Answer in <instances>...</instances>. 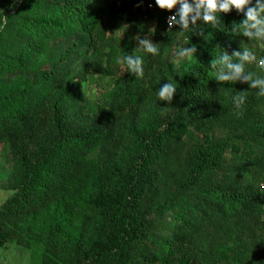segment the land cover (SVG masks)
I'll list each match as a JSON object with an SVG mask.
<instances>
[{"label": "trees", "instance_id": "16d2710c", "mask_svg": "<svg viewBox=\"0 0 264 264\" xmlns=\"http://www.w3.org/2000/svg\"><path fill=\"white\" fill-rule=\"evenodd\" d=\"M146 1L0 0V17H9L0 31V143L13 159L0 248L38 247L42 264H264V96L217 81L209 64L245 47L248 38L231 31L243 13H221L225 31L198 21L206 33L191 38L198 60L174 70L169 11L156 5L161 85L177 87L170 104L158 88L148 100L135 77L93 106L82 73L61 69L67 54H53L56 40L106 33L105 17L131 21ZM240 91L246 101L236 109ZM164 103L165 114H152ZM235 110L243 114L233 119ZM217 125L226 133L212 143L185 140ZM225 148L232 155L219 161Z\"/></svg>", "mask_w": 264, "mask_h": 264}, {"label": "rangeland", "instance_id": "374dc122", "mask_svg": "<svg viewBox=\"0 0 264 264\" xmlns=\"http://www.w3.org/2000/svg\"><path fill=\"white\" fill-rule=\"evenodd\" d=\"M155 0L146 1L138 5V7L132 11L131 21L126 19H119L117 21H110L108 17L103 19L104 31L95 32L94 34H80L75 33L64 39H59L54 42L53 54H67V62L61 66V69L71 72V74L82 73L85 78L83 80L85 98L93 106L97 104H106L110 102L113 93L117 92L121 85L131 86L135 75L127 72L124 65L117 64L116 58L126 54L140 55L143 58L144 76L138 79L144 83L146 93L149 95L148 100L152 98L157 88L161 85V72L165 64H160L156 55L143 52L138 47V41L134 37L139 36L141 39L149 38L153 43L157 44L160 48L161 42L157 40L156 35H151L150 29L157 27V15L155 8L151 9L149 4ZM17 3L14 7L18 6ZM198 24V21H197ZM124 25L128 27L122 33L117 32ZM181 28L176 25L172 28V36L170 41L172 47H170V55L168 56V63L170 69L178 70L182 68L191 69L198 60L197 54L191 59H183L178 63L176 60V50L179 46H191V39L196 33H192L191 30H187L182 34L179 32ZM204 34L205 31L203 32ZM108 37V40L106 38ZM114 43V48L108 46V41ZM99 46H106V51L102 52ZM245 47L252 50L258 58L264 57V46L255 40H246ZM113 56V57H112ZM254 68H257L255 63L251 64ZM244 83L243 85H246ZM167 108L165 103L152 113L155 116L165 114ZM232 118H236L237 110L231 115ZM226 129L217 125L211 130L193 131L192 134L186 136L185 140L188 144L193 145L199 143H212L216 138L224 137ZM233 149L225 148L220 155V160H225L231 157ZM13 174V159L11 148L8 143H0V208L5 201L12 195L8 187L10 177ZM262 196V189L260 190ZM167 231L161 232L155 235L157 241H160L164 237H168ZM159 251V248H157ZM0 264H42L41 249L36 247L28 250L18 244H11L8 249L0 248Z\"/></svg>", "mask_w": 264, "mask_h": 264}, {"label": "clouds", "instance_id": "9594fccd", "mask_svg": "<svg viewBox=\"0 0 264 264\" xmlns=\"http://www.w3.org/2000/svg\"><path fill=\"white\" fill-rule=\"evenodd\" d=\"M22 0H13L10 7H14ZM155 4L161 10L171 12L173 9H178L175 15H171L167 19L169 30L172 26L179 25L181 34L187 30L203 36V30L197 32V21H203L204 24H210L212 28L218 31H225V26L220 18L221 13H229L235 9L238 13L244 14V19L239 23H233L231 31L239 33L249 40L258 41L261 46H264V0H155ZM8 16L0 17V31L7 27ZM128 26L124 25L117 32L122 33ZM154 32L155 29H150ZM138 41V47L141 51L159 55L157 44L153 43L149 38L141 39L139 36L134 37ZM197 52V46L192 44L190 47L179 46L176 50V60L179 62L183 59H191ZM117 64L124 65L127 72L135 75L137 79L144 76L143 58L140 55L126 54L118 56L115 61ZM255 63L257 67L264 70V57L258 58L256 54L247 47H243L242 51H234L232 55L223 52L219 57L210 60V67L216 69V80L219 82L229 83H247L251 89H258L257 95L264 96V78L258 77L255 73L246 71V65ZM177 87L169 82L158 89L157 95L159 100L167 101L169 104L173 100L174 93ZM84 92V85L82 87ZM85 95V92H84ZM247 91H240L239 94L233 97V103L236 109H241L245 104ZM242 111L237 112V115H242ZM262 193H264V185H261Z\"/></svg>", "mask_w": 264, "mask_h": 264}, {"label": "built area", "instance_id": "2783aa9c", "mask_svg": "<svg viewBox=\"0 0 264 264\" xmlns=\"http://www.w3.org/2000/svg\"><path fill=\"white\" fill-rule=\"evenodd\" d=\"M149 7H150L151 9H154V8H155V4H154L153 2H151V3L149 4ZM177 9H178V6H177ZM177 9L172 10V11L169 12V13L167 14V16H166L165 22H166V26H167V29H168V30H169V27H168V24H167V19H168L169 16H171V15H175ZM175 26H176V25L172 26V28H174ZM172 28H171V30H172Z\"/></svg>", "mask_w": 264, "mask_h": 264}]
</instances>
